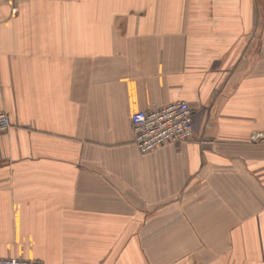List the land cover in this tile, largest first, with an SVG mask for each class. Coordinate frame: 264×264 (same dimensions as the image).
Segmentation results:
<instances>
[{
    "label": "crops",
    "instance_id": "1",
    "mask_svg": "<svg viewBox=\"0 0 264 264\" xmlns=\"http://www.w3.org/2000/svg\"><path fill=\"white\" fill-rule=\"evenodd\" d=\"M176 100L193 135L139 152ZM0 257L264 264V0L0 2Z\"/></svg>",
    "mask_w": 264,
    "mask_h": 264
},
{
    "label": "built area",
    "instance_id": "2",
    "mask_svg": "<svg viewBox=\"0 0 264 264\" xmlns=\"http://www.w3.org/2000/svg\"><path fill=\"white\" fill-rule=\"evenodd\" d=\"M14 0H0L11 2ZM132 141L139 152L151 151L164 143H183L193 135V110L185 100L136 110L130 115ZM11 126L7 113L0 110V134ZM0 264H43L40 260L0 257Z\"/></svg>",
    "mask_w": 264,
    "mask_h": 264
}]
</instances>
